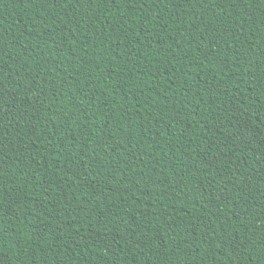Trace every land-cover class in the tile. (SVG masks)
<instances>
[{
  "label": "trees",
  "instance_id": "trees-1",
  "mask_svg": "<svg viewBox=\"0 0 264 264\" xmlns=\"http://www.w3.org/2000/svg\"><path fill=\"white\" fill-rule=\"evenodd\" d=\"M264 0H0V264H264Z\"/></svg>",
  "mask_w": 264,
  "mask_h": 264
},
{
  "label": "snow or ice",
  "instance_id": "snow-or-ice-1",
  "mask_svg": "<svg viewBox=\"0 0 264 264\" xmlns=\"http://www.w3.org/2000/svg\"><path fill=\"white\" fill-rule=\"evenodd\" d=\"M261 247L264 248V240L260 241Z\"/></svg>",
  "mask_w": 264,
  "mask_h": 264
}]
</instances>
